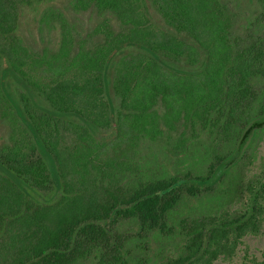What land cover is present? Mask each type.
Wrapping results in <instances>:
<instances>
[{"label":"trees","instance_id":"1","mask_svg":"<svg viewBox=\"0 0 264 264\" xmlns=\"http://www.w3.org/2000/svg\"><path fill=\"white\" fill-rule=\"evenodd\" d=\"M59 1L0 0V264L230 261L264 235V164L237 173L264 132V0ZM70 8L98 15L90 41Z\"/></svg>","mask_w":264,"mask_h":264},{"label":"rangeland","instance_id":"2","mask_svg":"<svg viewBox=\"0 0 264 264\" xmlns=\"http://www.w3.org/2000/svg\"><path fill=\"white\" fill-rule=\"evenodd\" d=\"M67 5V0H60L59 6L65 7ZM65 16L71 23L75 32L81 34V36L86 37L88 40L91 39L92 29L99 21L98 15L93 11L88 12H77L73 9H65ZM114 26L116 25L115 20L110 21ZM46 29V28H45ZM44 28H38L37 24L33 21L30 22L29 27L23 32L25 40L30 46L41 51L43 48H52L56 46V41L58 39L57 30H45ZM90 41V40H89ZM255 143H250L244 150V154L252 158V163L246 165L243 169H238V175L244 176L247 179L253 174L257 173L262 165L264 164V132L258 133ZM141 150V147L139 148ZM144 146L142 148V151ZM144 155V154H143ZM162 158V155H161ZM226 189L225 191H227ZM224 191V192H225ZM226 193L222 195V207L223 209H231L232 211L237 209L241 203L233 202L232 198L226 199ZM212 205H215L214 203ZM217 208H212L211 211H216ZM264 253V235H251L248 234L243 237L241 243L236 249L235 256L232 257L230 261L224 259H218L214 264H243L247 260H261Z\"/></svg>","mask_w":264,"mask_h":264}]
</instances>
